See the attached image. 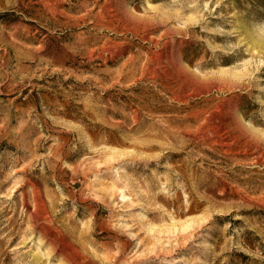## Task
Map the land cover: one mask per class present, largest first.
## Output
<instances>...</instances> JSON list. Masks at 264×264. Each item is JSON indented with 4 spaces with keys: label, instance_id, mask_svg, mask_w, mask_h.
<instances>
[{
    "label": "rangeland",
    "instance_id": "obj_1",
    "mask_svg": "<svg viewBox=\"0 0 264 264\" xmlns=\"http://www.w3.org/2000/svg\"><path fill=\"white\" fill-rule=\"evenodd\" d=\"M263 27L264 0H0V264H264Z\"/></svg>",
    "mask_w": 264,
    "mask_h": 264
},
{
    "label": "trees",
    "instance_id": "obj_2",
    "mask_svg": "<svg viewBox=\"0 0 264 264\" xmlns=\"http://www.w3.org/2000/svg\"><path fill=\"white\" fill-rule=\"evenodd\" d=\"M236 256L240 258V263L232 260L231 264H259L258 260L252 259L251 257L243 253H237Z\"/></svg>",
    "mask_w": 264,
    "mask_h": 264
},
{
    "label": "bare ground",
    "instance_id": "obj_3",
    "mask_svg": "<svg viewBox=\"0 0 264 264\" xmlns=\"http://www.w3.org/2000/svg\"><path fill=\"white\" fill-rule=\"evenodd\" d=\"M264 28V27H263ZM119 196L121 197V200L122 201H126L129 197L124 193V191H121L120 192V194H119ZM129 200V199H128ZM127 202V201H126ZM142 215V214H141ZM141 217V216H140ZM47 238V237H46ZM205 245L204 246H207L208 245V243L207 242H205L204 243ZM42 252V251H41ZM45 255V254H44Z\"/></svg>",
    "mask_w": 264,
    "mask_h": 264
}]
</instances>
